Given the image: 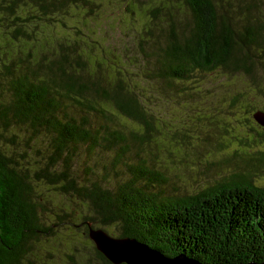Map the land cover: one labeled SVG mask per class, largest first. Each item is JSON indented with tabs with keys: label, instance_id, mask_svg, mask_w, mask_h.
Wrapping results in <instances>:
<instances>
[{
	"label": "trees",
	"instance_id": "trees-1",
	"mask_svg": "<svg viewBox=\"0 0 264 264\" xmlns=\"http://www.w3.org/2000/svg\"><path fill=\"white\" fill-rule=\"evenodd\" d=\"M217 86L264 164V0H0V264H79L91 243L115 264L89 221L170 258L263 262V185L170 194L140 149L155 106L193 108Z\"/></svg>",
	"mask_w": 264,
	"mask_h": 264
},
{
	"label": "rangeland",
	"instance_id": "rangeland-1",
	"mask_svg": "<svg viewBox=\"0 0 264 264\" xmlns=\"http://www.w3.org/2000/svg\"><path fill=\"white\" fill-rule=\"evenodd\" d=\"M109 7L106 5V9ZM113 38L123 49L135 53V42L131 38L124 37L117 30L113 31ZM215 91L209 101L193 108L176 107L168 102L155 106L152 137L140 149L146 162L148 159L154 161L165 172L168 184L163 186V191L177 196L193 195L231 176L243 174L252 176L255 184L264 186V164L249 159L241 152L248 149L242 145V135L247 132L246 125L252 126L251 122L247 119L244 121L242 116L237 121L230 112H224L222 102L225 89L217 86ZM121 118L134 127L132 122ZM122 176L126 177L127 173L122 172ZM156 187L158 185L154 189ZM64 204L70 203L65 200ZM77 211L85 210L78 208ZM107 231L112 237H117V228L112 227ZM64 254L61 252L57 255L70 264ZM81 254L79 264H99L92 243Z\"/></svg>",
	"mask_w": 264,
	"mask_h": 264
},
{
	"label": "water",
	"instance_id": "water-1",
	"mask_svg": "<svg viewBox=\"0 0 264 264\" xmlns=\"http://www.w3.org/2000/svg\"><path fill=\"white\" fill-rule=\"evenodd\" d=\"M253 117L264 127V111H256ZM88 226L89 237L96 248L115 264H203L198 260L182 255L174 258L166 257L158 250L150 248V246L135 238L112 237L104 229L93 227L90 221ZM248 264H264V261L261 263L250 262Z\"/></svg>",
	"mask_w": 264,
	"mask_h": 264
}]
</instances>
